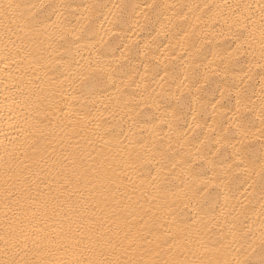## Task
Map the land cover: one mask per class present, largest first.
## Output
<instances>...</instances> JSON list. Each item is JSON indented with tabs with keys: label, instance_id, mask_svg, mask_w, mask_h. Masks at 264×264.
Instances as JSON below:
<instances>
[{
	"label": "snow or ice",
	"instance_id": "6c2138e0",
	"mask_svg": "<svg viewBox=\"0 0 264 264\" xmlns=\"http://www.w3.org/2000/svg\"><path fill=\"white\" fill-rule=\"evenodd\" d=\"M22 52L0 264H264V0H0V62Z\"/></svg>",
	"mask_w": 264,
	"mask_h": 264
},
{
	"label": "bare ground",
	"instance_id": "6f19581e",
	"mask_svg": "<svg viewBox=\"0 0 264 264\" xmlns=\"http://www.w3.org/2000/svg\"><path fill=\"white\" fill-rule=\"evenodd\" d=\"M44 2V0H41ZM75 3H88L90 0H74ZM102 2H111L117 3L119 0H102ZM127 2V0H125ZM132 2H142V0H132ZM157 3H203L204 0H156ZM209 3H222L223 0H208ZM229 2H248V0H229ZM33 68L35 66H32ZM245 70H247V65L244 66ZM29 60L25 57V54L22 52L19 56L10 58L6 62H0V129L4 131L10 132L13 136L16 132L19 131L18 128H15V125H20V127L27 128L28 123L30 122L31 108L33 107V102L36 97L32 96V92L36 90V85L31 84L30 81L34 79L29 70ZM76 103L78 109V116L84 117L85 121L91 119L93 116L97 115L98 110L102 111V105L97 103L95 105L87 103L83 100ZM82 105V107H81ZM62 106V105H61ZM90 114V115H89ZM105 115H107L105 113ZM62 114L56 110H53L48 113H40L39 118L44 121L45 124H55L57 122V117H61ZM129 123H131L129 121ZM211 123V120H209ZM134 131L139 135L141 129H134ZM123 132V135H121ZM129 135L128 132V124H124L119 127L114 128V136H117L119 140L124 141V143H128L126 136ZM144 135H147L145 132ZM3 137L0 136V139ZM112 139V137H109ZM7 143V140H5ZM48 142H42L40 150L43 151L44 147H47ZM53 149H56L57 152L59 150L58 142L53 141L50 147H47V152L45 156L49 153L55 155ZM2 155V153H0ZM37 158L39 155L37 153ZM212 173L209 172L208 176L211 177ZM3 181L2 169H0V183ZM245 188L247 185L244 186ZM0 196H2V190H0ZM236 198L243 200L244 199V190L240 189L239 192L236 193ZM256 209H259V205H255ZM6 209L3 208L2 204H0V218L3 217V213ZM255 219V216L252 217ZM149 227H152L149 225ZM159 234H166L169 230V224L167 222L161 221L156 226ZM211 236L212 234L209 233ZM151 238V237H150ZM215 237L212 236V240ZM167 247V246H165Z\"/></svg>",
	"mask_w": 264,
	"mask_h": 264
}]
</instances>
